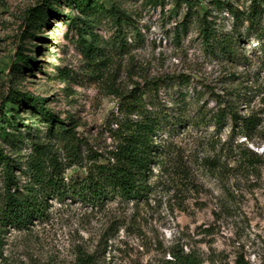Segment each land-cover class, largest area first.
<instances>
[{
	"label": "rangeland",
	"instance_id": "rangeland-1",
	"mask_svg": "<svg viewBox=\"0 0 264 264\" xmlns=\"http://www.w3.org/2000/svg\"><path fill=\"white\" fill-rule=\"evenodd\" d=\"M146 1L118 0L142 37L130 54L98 72L67 24L76 14L72 8L60 6L64 16H51L35 36H26L30 10L42 0H0V114L10 107L5 104L8 94L18 89L45 98L47 107L63 119L75 120L83 139L81 162L70 157L67 177L85 174L90 156L107 155L114 147L112 129L123 116L121 95L137 84L167 80L154 96L190 122L167 140L168 155L154 169L147 199L117 198L103 208L52 200L46 221L8 231L0 264H165L175 247L200 253L204 264H237L240 258L264 264L260 45L242 44L239 52L245 55L232 61L204 45L196 11L188 30L177 36L187 8L172 0L158 6ZM209 1L202 0L197 10L203 13ZM236 1L249 5V0ZM224 17L219 15V23L230 27ZM97 32L108 38L112 29L104 21ZM20 51L36 62L25 65ZM17 66L25 67L16 73ZM231 104L239 116L259 119L251 135L241 119L236 123L231 116L216 125L214 113Z\"/></svg>",
	"mask_w": 264,
	"mask_h": 264
},
{
	"label": "trees",
	"instance_id": "trees-1",
	"mask_svg": "<svg viewBox=\"0 0 264 264\" xmlns=\"http://www.w3.org/2000/svg\"><path fill=\"white\" fill-rule=\"evenodd\" d=\"M165 2L146 1L154 6ZM172 2L187 8L177 36L188 30L192 11H196L199 35L208 49L238 61L242 55L240 46L256 42L260 45L257 56L264 67V0H249V5L242 7L236 0H210L203 13L197 10L202 0ZM62 5L76 12L67 24L76 30L83 55L98 72L109 68L115 58L130 54L142 37L136 20L118 0H42L30 10L26 36H35L37 29L49 24L51 16H64L59 11ZM220 14L228 16L223 19L230 20V27L226 22L219 23ZM104 21L112 29L108 38L97 32ZM19 54L25 65L36 62L23 51ZM23 68L14 69L20 73ZM162 83L154 80L145 86L137 84L121 95L123 116L117 120V128L112 129L114 147L107 155L90 156L85 174L70 177L66 176L73 165L70 157L74 163L81 162L83 146L75 120L63 119L40 96L18 89L8 94L5 104L10 107L0 114V253L10 229H29L47 220L52 200L73 199L103 208L117 198L125 202L147 199L154 169L168 155L167 140L190 125L181 111L158 102L154 94L159 95L167 80ZM202 108L201 105L200 118L207 114ZM228 116L236 123L243 121L246 135H251L259 124L257 117L239 116L234 104L215 112L213 119L222 126ZM170 256L165 264L205 263L200 253L186 252L182 247L173 248ZM237 264L248 263L240 258Z\"/></svg>",
	"mask_w": 264,
	"mask_h": 264
}]
</instances>
